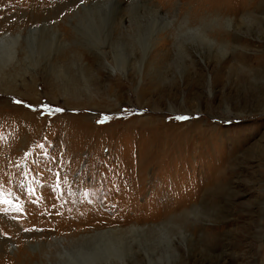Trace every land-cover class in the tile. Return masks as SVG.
<instances>
[{"label": "rangeland", "instance_id": "1", "mask_svg": "<svg viewBox=\"0 0 264 264\" xmlns=\"http://www.w3.org/2000/svg\"><path fill=\"white\" fill-rule=\"evenodd\" d=\"M4 35L0 264H264V0H0Z\"/></svg>", "mask_w": 264, "mask_h": 264}, {"label": "bare ground", "instance_id": "2", "mask_svg": "<svg viewBox=\"0 0 264 264\" xmlns=\"http://www.w3.org/2000/svg\"><path fill=\"white\" fill-rule=\"evenodd\" d=\"M102 17V16H101ZM155 19V18H154ZM156 20V19H155ZM159 21V20H158ZM154 23V22H153ZM155 24V23H154ZM229 24V26H230V28H231V22H229L228 23ZM156 25V24H155ZM46 27V26H45ZM201 27V26H200ZM234 28V27H233ZM48 29V28H47ZM32 31L33 30H35V32L37 31V29H31ZM197 30H199L198 29V27H196V28H187V30L184 32V33H186V32H189L190 33V39H191V41L189 42V43H192V42H194V37H195V35H197L198 34V31ZM45 31V30H44ZM54 31V30H53ZM34 32V31H33ZM48 34V33H47ZM55 35H56V33H55ZM202 37H204V39H206L208 42H210V43H212L214 40L213 39H209V37L207 38L205 35L204 36H202ZM22 37H20V36H16V37H9L8 35H4V36H2V37H0V68L2 67V66H4V64H5V66H6V63H5V61L6 60H8L9 58H11V59H14V58H16V56H17V45L19 44V43H17L19 40L18 39H21ZM58 38V37H57ZM204 41V40H203ZM176 42H177V40H176ZM17 43V44H16ZM36 43H38V42H36ZM35 44V43H34ZM41 44V43H40ZM180 46V48L182 47V44L181 45H179ZM23 48V47H22ZM38 48H40V47H38ZM37 47H36V49H38ZM178 48V47H177ZM42 48H40V50H41ZM36 57H37V54H36ZM42 58V57H41ZM15 60V59H14ZM12 62H14V61H12ZM11 62V63H12ZM10 63V64H11ZM9 64V63H8ZM16 65V64H15ZM8 66V65H7ZM124 65H123V63H120L118 66L117 65H115L114 67H111V69L112 70H120V71H122L124 74H126V69H124V67H123ZM3 69V68H2ZM4 69H6V68H4ZM59 71H60V73H62V75L64 74L60 69H59ZM139 72L141 73V69H139ZM11 76V75H10ZM7 82H9V81H7ZM26 83V82H25ZM23 84V88L24 89H26V88H28L29 87V85L28 84ZM9 84V83H8ZM32 89H33V87H31ZM63 89V88H62ZM61 89V90H62ZM58 90H59V88H58ZM64 91H65V89H64ZM3 92H5L6 94H10V95H12V94H17V95H20L21 97H23V98H27L28 99V97L26 96V94L24 93V94H22L19 90H17V88L15 87V86H11V85H8V86H4V91ZM57 92V89H53V91H52V93H56ZM12 109H18V111L20 110V108H12ZM20 112V111H19ZM13 113H15L16 114V111L15 112H13ZM20 114H21V116H24L25 114L27 115L28 113H25V112H20ZM29 115V114H28ZM4 152V151H3ZM7 152V151H6ZM10 154V153H9ZM20 156V155H19ZM22 156V155H21ZM136 228H137V226H131L130 227V231L132 232V233H134L135 231H136ZM139 228V227H138ZM123 231V230H122ZM113 232H119V230L118 229H116V230H107L106 231V233H110V234H108L110 237H112V234H113ZM122 233V232H121ZM126 233H127V231H126ZM127 235V234H126ZM118 238V237H117ZM167 239V238H166ZM169 240V239H168ZM91 242V241H90ZM58 243V242H57ZM88 243V242H87ZM127 243V242H126ZM94 244V243H93ZM99 244V243H98ZM103 244V243H102ZM90 245V244H89ZM86 246V245H85ZM78 247V246H77ZM112 247V246H111ZM87 248H88V246H87ZM112 248H114V247H112ZM61 249V248H60ZM62 249L64 250V247L62 246ZM61 249V250H62ZM71 249V248H70ZM84 249V248H83ZM118 249H120V247L118 248ZM93 250V249H92ZM107 250V249H106ZM105 250V251H106ZM65 251V250H64ZM63 251V252H64ZM111 251V250H110ZM66 252H68V251H66ZM80 252H81V250H80ZM88 252V251H87ZM92 254H94V253H92ZM91 255V254H90ZM115 255V254H114ZM59 257V256H58ZM74 257V256H73ZM109 257V256H108ZM111 257V256H110ZM107 258V257H106ZM68 259V258H67ZM90 259H91V257H90ZM118 259V258H117ZM123 259V258H122ZM127 259V258H126ZM61 260V259H60ZM64 260V259H63ZM62 260V261H63ZM73 260V259H72ZM91 260H93V258L91 259ZM66 261V260H65ZM69 261H71V260H69ZM69 261H67V262H69ZM120 261V260H119ZM118 261V262H119ZM96 262H98V261H96ZM126 262V261H125ZM120 263V262H119ZM65 264H67V263H65ZM124 264H126V263H124Z\"/></svg>", "mask_w": 264, "mask_h": 264}, {"label": "snow or ice", "instance_id": "3", "mask_svg": "<svg viewBox=\"0 0 264 264\" xmlns=\"http://www.w3.org/2000/svg\"><path fill=\"white\" fill-rule=\"evenodd\" d=\"M55 111L59 112V111H62V110L61 109H56ZM178 119L183 120V119H187V117H178Z\"/></svg>", "mask_w": 264, "mask_h": 264}]
</instances>
